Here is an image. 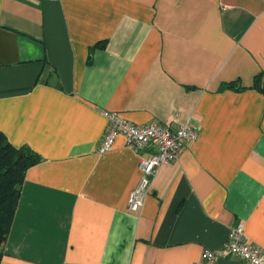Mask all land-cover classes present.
Here are the masks:
<instances>
[{
    "label": "crops",
    "instance_id": "obj_1",
    "mask_svg": "<svg viewBox=\"0 0 264 264\" xmlns=\"http://www.w3.org/2000/svg\"><path fill=\"white\" fill-rule=\"evenodd\" d=\"M106 112L200 130L138 212ZM0 132L42 160L1 264H198L239 226L264 250V0H0Z\"/></svg>",
    "mask_w": 264,
    "mask_h": 264
},
{
    "label": "built area",
    "instance_id": "obj_2",
    "mask_svg": "<svg viewBox=\"0 0 264 264\" xmlns=\"http://www.w3.org/2000/svg\"><path fill=\"white\" fill-rule=\"evenodd\" d=\"M105 117L107 132L99 153L110 151L116 139L124 137L127 145L139 155L140 181L128 200V209L138 212L143 208L159 170L176 162L183 149L198 139L200 130L189 123L176 129L155 122L133 125L117 113L110 112H106ZM225 258L238 259L244 264H264V250L253 245L246 237L243 226H239L231 230L229 241L222 249L204 251L198 264H213Z\"/></svg>",
    "mask_w": 264,
    "mask_h": 264
},
{
    "label": "trees",
    "instance_id": "obj_3",
    "mask_svg": "<svg viewBox=\"0 0 264 264\" xmlns=\"http://www.w3.org/2000/svg\"><path fill=\"white\" fill-rule=\"evenodd\" d=\"M41 161L39 155L29 148L13 146L0 132V264L3 257L1 247L12 227L26 174Z\"/></svg>",
    "mask_w": 264,
    "mask_h": 264
}]
</instances>
